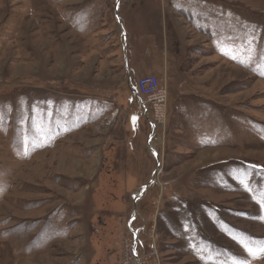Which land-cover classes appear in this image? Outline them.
<instances>
[{"label": "rangeland", "instance_id": "obj_1", "mask_svg": "<svg viewBox=\"0 0 264 264\" xmlns=\"http://www.w3.org/2000/svg\"><path fill=\"white\" fill-rule=\"evenodd\" d=\"M130 229L264 264V0H0V264H124Z\"/></svg>", "mask_w": 264, "mask_h": 264}, {"label": "built area", "instance_id": "obj_2", "mask_svg": "<svg viewBox=\"0 0 264 264\" xmlns=\"http://www.w3.org/2000/svg\"><path fill=\"white\" fill-rule=\"evenodd\" d=\"M137 94L147 98L156 113V120L160 122L165 117V106L167 102V91L162 88L159 79L156 76H147L139 79L137 82ZM132 238L129 247V254L126 257L124 264H142L141 255L138 251V240L135 241L133 233L130 231Z\"/></svg>", "mask_w": 264, "mask_h": 264}, {"label": "water", "instance_id": "obj_3", "mask_svg": "<svg viewBox=\"0 0 264 264\" xmlns=\"http://www.w3.org/2000/svg\"><path fill=\"white\" fill-rule=\"evenodd\" d=\"M135 96H137V98H139L137 93H135ZM139 100H140V99H139ZM145 105H146V104H145ZM146 108H147V107H146ZM147 110H148V109H147ZM150 123H151V125L153 126V128L156 127V124H155L153 121L150 122ZM157 159H158V155H157ZM150 184H152V182H151ZM130 231L133 233V235H134V237H135V241H137V240H138V232L135 231L134 229H130Z\"/></svg>", "mask_w": 264, "mask_h": 264}, {"label": "crops", "instance_id": "obj_4", "mask_svg": "<svg viewBox=\"0 0 264 264\" xmlns=\"http://www.w3.org/2000/svg\"><path fill=\"white\" fill-rule=\"evenodd\" d=\"M169 54H171V53H169ZM167 66H169L170 67V64H171V61H170V57L168 58V60H167Z\"/></svg>", "mask_w": 264, "mask_h": 264}, {"label": "snow or ice", "instance_id": "obj_5", "mask_svg": "<svg viewBox=\"0 0 264 264\" xmlns=\"http://www.w3.org/2000/svg\"><path fill=\"white\" fill-rule=\"evenodd\" d=\"M135 119V118H134Z\"/></svg>", "mask_w": 264, "mask_h": 264}]
</instances>
